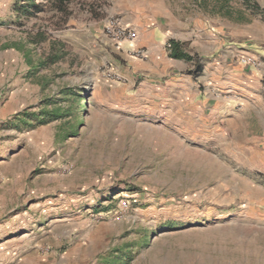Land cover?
Masks as SVG:
<instances>
[{
	"label": "rangeland",
	"instance_id": "obj_1",
	"mask_svg": "<svg viewBox=\"0 0 264 264\" xmlns=\"http://www.w3.org/2000/svg\"><path fill=\"white\" fill-rule=\"evenodd\" d=\"M123 1L0 0V264H264V138L230 109H178L177 81L238 93L199 60L171 79L166 50L147 82L104 33ZM185 1L264 22L258 0ZM51 101L59 117L36 125Z\"/></svg>",
	"mask_w": 264,
	"mask_h": 264
},
{
	"label": "crops",
	"instance_id": "obj_2",
	"mask_svg": "<svg viewBox=\"0 0 264 264\" xmlns=\"http://www.w3.org/2000/svg\"><path fill=\"white\" fill-rule=\"evenodd\" d=\"M121 3L122 21L135 31L136 40L122 42L117 49L124 54L131 48L145 49L146 60H134L133 63L137 65V70L144 72L147 82L154 79L162 84L161 70L168 59L165 44L173 41L191 60L168 59L171 60L167 64V69H172L169 73L173 76L171 79H177L179 72L199 60L205 80L214 83L216 78H220L219 88L238 91L231 101L221 96L210 101L196 90L192 82L184 80L186 84H181L177 81L175 95L178 109L186 108L187 118L194 119H201L206 113L226 115V110L230 109L229 118L236 123L242 136L264 138V91L260 82L264 72V22L257 17L245 23L239 20L230 22L224 11L215 15L206 12L191 15L184 9L188 6L185 0H137V4L124 0ZM257 3L264 9V0ZM126 7H130L132 13L126 12ZM242 55H253L259 61V67L241 66L237 59ZM147 82L145 85H148ZM214 101L219 104H214ZM235 105L239 107L235 108ZM257 138L250 140L258 143Z\"/></svg>",
	"mask_w": 264,
	"mask_h": 264
},
{
	"label": "built area",
	"instance_id": "obj_3",
	"mask_svg": "<svg viewBox=\"0 0 264 264\" xmlns=\"http://www.w3.org/2000/svg\"><path fill=\"white\" fill-rule=\"evenodd\" d=\"M104 33L110 39L111 43L119 46L124 41L134 42L136 40L135 31L121 21L109 20L104 26ZM165 49L170 52L171 45L169 42L165 44ZM129 55L133 60L141 61L146 59V52L140 49H130ZM238 63L243 67L258 68L260 63L253 55H242L237 59ZM260 82L264 91V72L261 74Z\"/></svg>",
	"mask_w": 264,
	"mask_h": 264
},
{
	"label": "trees",
	"instance_id": "obj_4",
	"mask_svg": "<svg viewBox=\"0 0 264 264\" xmlns=\"http://www.w3.org/2000/svg\"><path fill=\"white\" fill-rule=\"evenodd\" d=\"M40 1H43V0H40ZM56 1V2H55ZM66 1V2H65ZM67 1L69 0H47V2H53V3H56L55 5L60 9V10H64V4L67 3ZM248 3V1H246ZM253 9V7H251V10ZM239 21H242V18L241 19H238ZM170 45H171V51L169 52V57L172 58V59H178V60H184V61H190L191 60V57L186 54V53H183L181 52L179 49H178V46L176 43H174L173 41H170ZM58 58H54L53 60H51V63H54ZM45 64V63H44ZM69 94H73L74 93H71L70 91V88H64V91L61 92V95L63 96H67ZM77 96V94H76ZM78 97L75 99L78 101ZM84 101V100H83ZM47 106L51 107L50 108V111L47 110ZM47 106H45L44 108L42 107V111L40 112V115H45L46 113H48L47 115H45V117H43L40 122H38L36 125H42V124H46L56 118L59 117L58 113H57V108L56 107V102L54 101H51L49 103H47ZM83 108H85V103L83 102ZM76 112H81V110H76ZM25 118L22 119V121H24ZM74 129L72 128L70 130V133H73Z\"/></svg>",
	"mask_w": 264,
	"mask_h": 264
}]
</instances>
